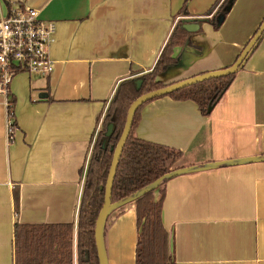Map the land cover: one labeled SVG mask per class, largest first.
Listing matches in <instances>:
<instances>
[{
    "label": "crops",
    "instance_id": "crops-1",
    "mask_svg": "<svg viewBox=\"0 0 264 264\" xmlns=\"http://www.w3.org/2000/svg\"><path fill=\"white\" fill-rule=\"evenodd\" d=\"M5 4H3V2ZM0 0L26 2L56 23L54 73H21L11 84L14 138L0 94V264L15 259V223L75 224L96 133L117 85L150 71L179 19L203 17L217 0ZM264 20V0H236L218 29L204 22L163 84L231 66ZM42 94H46L41 97ZM134 136L184 153L181 167L264 155V39L209 116L169 96L143 108ZM97 140V135H96ZM162 222L176 264H264V162L184 174L166 183ZM15 190L20 192L18 211ZM134 203L107 220L109 264H136Z\"/></svg>",
    "mask_w": 264,
    "mask_h": 264
},
{
    "label": "trees",
    "instance_id": "trees-1",
    "mask_svg": "<svg viewBox=\"0 0 264 264\" xmlns=\"http://www.w3.org/2000/svg\"><path fill=\"white\" fill-rule=\"evenodd\" d=\"M235 1L217 0L203 17L193 20L200 23V26L204 22H210L218 29L222 26ZM190 2L191 0L185 1L183 7L179 10V14L186 15ZM221 17L224 18L223 22L220 21ZM186 20V18L179 19L175 24L151 70L139 77H129V79L122 80L117 85L113 98L109 103L102 127L97 134V140L90 154L91 158L82 187L83 191L76 223L78 264H99L95 228L97 217L104 202L105 185L114 157L112 149L120 140L132 102L148 91L163 88L165 84L157 80L158 75L168 70L169 67L178 64L180 56L174 55L175 48L190 44L189 39L194 33L184 28ZM200 30L201 27L197 31ZM235 75L236 73H233L229 76L197 82V84L181 88V90L164 96H169L177 101L191 100L197 103L202 115L209 116L212 112L209 111V108L215 107L220 97L230 87ZM138 79L142 80L141 88L136 86V80ZM151 100H148L147 103ZM147 103L141 106L134 115L131 132L116 170L117 173L112 188V202L142 189V187L149 185V183L171 169L181 167L180 162L183 160L184 153L180 150L166 144L163 145L134 136V130L141 121V112ZM8 107L9 116L18 127L15 98L12 93ZM110 123H114V133L106 138L105 133ZM104 140H107V144L103 148ZM166 183L133 202L136 205V222L138 226L136 264H176L171 251L170 233L165 228L164 222H162ZM19 199L20 192L15 190L17 211L19 209ZM14 226L15 259L19 264H74L75 224L30 226L16 222Z\"/></svg>",
    "mask_w": 264,
    "mask_h": 264
},
{
    "label": "water",
    "instance_id": "water-1",
    "mask_svg": "<svg viewBox=\"0 0 264 264\" xmlns=\"http://www.w3.org/2000/svg\"><path fill=\"white\" fill-rule=\"evenodd\" d=\"M223 17L220 18V21L223 22ZM184 28L191 32L196 33V31L200 28V23L197 21L194 22L193 19H187ZM264 38V22L257 30V33L247 42V45L244 47L242 53L239 55L238 59L231 64L228 68L214 70L212 72H207L203 74H199L195 77L182 79L178 82L165 84L163 88L148 91L145 94H142L138 98H136L127 114L126 124L123 129V132L120 136V140L117 145L112 149L113 150V160L111 163V167L109 169L108 179L105 185V198L102 204V208L99 212V215L96 220V228H95V240L97 246V256L99 257V264H109V257H107V247L105 240V231L107 226V220L117 209L122 208L128 204H132L139 197L149 193L157 189L159 186L165 184L171 179L179 176H183L184 174L190 173H200V171H208L215 170L220 167H228L234 165H242V164H251L252 162H264V155L259 156H250L245 158H234L230 160H221L217 162H206L200 163L197 165H189L183 166L182 168L171 169L169 172H166L163 176L149 183V185L142 187V189L133 192L131 195L126 196L116 202H112V194H113V184L116 176V170L119 165V161L121 158V153L123 148L128 140V136L131 132V128L133 125V118L136 111L143 105L147 103L148 100L155 99L158 97H164V95H168L175 91L181 90V88H185L188 86H192L197 84V82L211 80L217 77L229 76L233 73L239 72L244 68V64L248 60V57L255 51L257 45ZM142 80H136V86L141 88ZM46 94H42L41 97H44ZM213 108L210 107L209 111H212ZM114 123H110L107 126V130L105 133L106 138L110 137L114 133ZM107 140L103 142V148L106 147Z\"/></svg>",
    "mask_w": 264,
    "mask_h": 264
},
{
    "label": "built area",
    "instance_id": "built-area-1",
    "mask_svg": "<svg viewBox=\"0 0 264 264\" xmlns=\"http://www.w3.org/2000/svg\"><path fill=\"white\" fill-rule=\"evenodd\" d=\"M55 34L56 23L26 2L13 3L6 11L0 8V94L5 97L6 138L10 143L17 130L8 112L11 84L21 73L44 77L55 72L50 55Z\"/></svg>",
    "mask_w": 264,
    "mask_h": 264
},
{
    "label": "rangeland",
    "instance_id": "rangeland-1",
    "mask_svg": "<svg viewBox=\"0 0 264 264\" xmlns=\"http://www.w3.org/2000/svg\"><path fill=\"white\" fill-rule=\"evenodd\" d=\"M3 2V4H5L4 3V1H2ZM35 76H33V77H39V78H42V76H40V75H38V74H34ZM180 166H181V164H180ZM106 247H107V245H106ZM108 250V249H107Z\"/></svg>",
    "mask_w": 264,
    "mask_h": 264
}]
</instances>
